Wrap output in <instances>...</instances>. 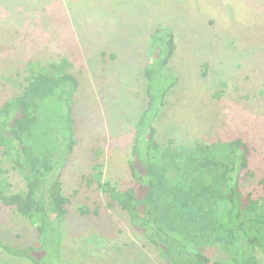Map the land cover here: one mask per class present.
I'll list each match as a JSON object with an SVG mask.
<instances>
[{
  "label": "rangeland",
  "instance_id": "1",
  "mask_svg": "<svg viewBox=\"0 0 264 264\" xmlns=\"http://www.w3.org/2000/svg\"><path fill=\"white\" fill-rule=\"evenodd\" d=\"M161 24L173 31L178 81L155 119L157 140L168 150L242 137L253 173L243 188L264 194V0H0V105L21 92L30 60L68 59L77 81V145L59 188L67 210L63 264H164L132 229L127 209L107 207L101 191L106 179L121 190L130 185L146 50ZM5 166L11 192L27 190ZM15 203L0 201V236L27 245L35 228ZM0 264L33 263L0 249Z\"/></svg>",
  "mask_w": 264,
  "mask_h": 264
},
{
  "label": "trees",
  "instance_id": "2",
  "mask_svg": "<svg viewBox=\"0 0 264 264\" xmlns=\"http://www.w3.org/2000/svg\"><path fill=\"white\" fill-rule=\"evenodd\" d=\"M172 45L168 26L150 33L145 100L127 161L131 182L121 190L106 179L105 203L127 209L132 229L159 250L164 264H258L257 249L264 253V194L243 188L253 174L249 144L234 137L167 150L155 136V119L178 81L170 65ZM71 65L68 59L28 61L21 92L0 105V201L17 202L36 232L27 245L0 236V249L33 264H63L67 210L59 188L78 134ZM6 162L26 182L19 195L11 192Z\"/></svg>",
  "mask_w": 264,
  "mask_h": 264
}]
</instances>
